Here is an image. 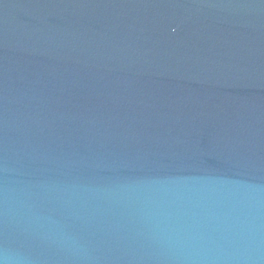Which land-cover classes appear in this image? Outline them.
<instances>
[{
    "label": "water",
    "instance_id": "95a60500",
    "mask_svg": "<svg viewBox=\"0 0 264 264\" xmlns=\"http://www.w3.org/2000/svg\"><path fill=\"white\" fill-rule=\"evenodd\" d=\"M0 264H264V0H0Z\"/></svg>",
    "mask_w": 264,
    "mask_h": 264
}]
</instances>
